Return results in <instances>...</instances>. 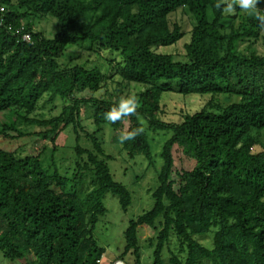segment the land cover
<instances>
[{
	"label": "trees",
	"instance_id": "obj_1",
	"mask_svg": "<svg viewBox=\"0 0 264 264\" xmlns=\"http://www.w3.org/2000/svg\"><path fill=\"white\" fill-rule=\"evenodd\" d=\"M228 3L232 13L224 12ZM181 11L194 20L189 32L171 18ZM242 11L235 0H0V256L101 264L106 249L95 232L108 213L107 195L125 212L133 203L109 165V128L127 159L143 157L154 168L155 150L162 161L149 191L153 206L129 222L120 261L147 264L139 230L149 227L158 233L150 240L151 264H264V24L257 19L264 0L237 26ZM49 16L60 24L51 39L34 26ZM85 44L112 54L107 73L61 61L70 47ZM169 49L175 52H163ZM132 86L141 88L133 96L136 113L106 121ZM166 94L211 100L169 121ZM219 96L237 101L224 106L215 103ZM57 101L59 115L41 112ZM69 129L75 143L65 153L59 138ZM157 134L167 138L153 143ZM31 139L49 145L25 154ZM175 147L195 163L178 174L179 190ZM206 237L211 245L200 241Z\"/></svg>",
	"mask_w": 264,
	"mask_h": 264
},
{
	"label": "rangeland",
	"instance_id": "obj_2",
	"mask_svg": "<svg viewBox=\"0 0 264 264\" xmlns=\"http://www.w3.org/2000/svg\"><path fill=\"white\" fill-rule=\"evenodd\" d=\"M256 11L254 13H249L243 10L240 14L241 18H237L236 25L239 26L242 21L250 19L256 16ZM173 20L180 22L186 32L191 31L192 25L194 23L193 18L190 14L179 12L171 17ZM26 23L29 20L25 21ZM34 26L36 31L44 32L47 38H53L60 31V24L57 19L53 17L43 18L41 20L35 19ZM187 40V39H186ZM246 43H241L239 46L240 50L247 47ZM89 44L84 46L70 47L61 60L64 63L70 62L71 64L86 65L89 69H99L104 73L109 71V60L113 57L109 51H105L102 54H98L93 51L86 50ZM179 49H183V44L180 45ZM258 49L261 51L262 48L258 45ZM163 52L173 53L175 49L164 50ZM75 58L76 60H72ZM136 86V85H135ZM138 86V85H137ZM142 87V86H139ZM114 87L112 86V89ZM141 88L132 86L130 89H126L121 96L133 97L134 94L139 92ZM210 97H182L176 94H166L164 96V104L166 105V116L165 118L169 121L180 119V114L182 112H196L206 107L210 102ZM237 101L236 98L228 100L225 97L219 96L215 99V103L221 105H227L229 103ZM42 103L41 105H44ZM45 109L41 111L48 117L57 116L61 113L63 104L60 101L54 104H45ZM89 114V113H88ZM90 122H88L89 124ZM90 128H92L90 126ZM128 128V123L126 124L125 130ZM105 148L108 154L115 157V160L110 162V168L115 176L116 180L123 183L130 191L133 192V203L127 212L123 211L120 206L119 198L108 194L105 200V205L108 209V213L105 218H103L98 224L97 230L95 232V237L99 242V245L106 249V254L104 255L101 264H125L119 260V256L124 251L126 246L125 241V231L129 226V222L136 219L139 215L150 210L153 206V202L150 198L149 191L156 187V178L158 176L159 170L161 169L162 161L160 157L156 156L155 162L156 167L148 168V162L144 161L143 157H138L135 160H129L122 151V146L115 141L116 133H113L109 128L105 129ZM167 137L163 134L152 135V142H164ZM25 143V142H24ZM23 143V144H24ZM30 144L26 148L25 154H38L41 150L48 146L49 143L43 140H29L26 142ZM75 143V136L72 134L71 129L63 132L59 138V144L65 147V153L70 152V147ZM152 143V144H153ZM9 149H17L19 145L17 144H4ZM153 148L156 149V145L153 144ZM160 150V149H159ZM262 150L261 147H257L256 151ZM160 152V151H159ZM173 156L175 159V166L173 169L172 180L175 181V190H179V178L178 174L184 171H189L193 169L195 163L185 157L182 151L175 147L173 150ZM158 235L157 231L149 228L142 227L139 230V240L142 249L143 261L147 264L152 263L153 249L150 248V240L156 238ZM200 241L204 244H212V239L210 237L200 238ZM172 249L174 246L172 245ZM170 253L168 250L165 251L166 262L170 261ZM128 261H132V257L127 258ZM34 261L33 257L28 258L21 262H9L0 256V264H31Z\"/></svg>",
	"mask_w": 264,
	"mask_h": 264
},
{
	"label": "clouds",
	"instance_id": "obj_3",
	"mask_svg": "<svg viewBox=\"0 0 264 264\" xmlns=\"http://www.w3.org/2000/svg\"><path fill=\"white\" fill-rule=\"evenodd\" d=\"M235 3L239 5L242 10L248 11L249 13H254L258 0H235ZM217 8L221 7L220 3H217ZM233 3H228L224 8L225 13H232L234 11ZM257 19L264 24V15H258ZM137 103L134 97H123L119 98L118 104L113 106L109 111L104 114V119L106 121L115 123L122 120L125 117L134 115L136 113ZM143 129H137L133 132L127 134H122L120 136L121 143L133 139L140 131Z\"/></svg>",
	"mask_w": 264,
	"mask_h": 264
},
{
	"label": "built area",
	"instance_id": "obj_4",
	"mask_svg": "<svg viewBox=\"0 0 264 264\" xmlns=\"http://www.w3.org/2000/svg\"><path fill=\"white\" fill-rule=\"evenodd\" d=\"M3 10V9H2ZM2 24V22L0 21V25ZM30 39H31V37H30V35H24V40H26V41H30Z\"/></svg>",
	"mask_w": 264,
	"mask_h": 264
}]
</instances>
